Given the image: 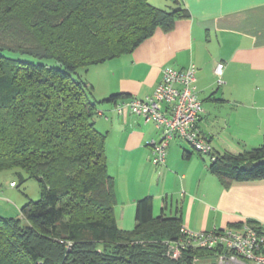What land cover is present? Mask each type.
<instances>
[{"label": "trees", "instance_id": "trees-1", "mask_svg": "<svg viewBox=\"0 0 264 264\" xmlns=\"http://www.w3.org/2000/svg\"><path fill=\"white\" fill-rule=\"evenodd\" d=\"M188 16L148 0H0V170L34 179L40 194L20 217L0 216V264H193L216 256V248H187L168 257L163 240L179 236L181 219L153 216L150 197L136 201L133 229L117 227L106 136L77 75ZM120 97L128 95L106 101ZM215 154L208 168L225 187L264 178V142Z\"/></svg>", "mask_w": 264, "mask_h": 264}, {"label": "crops", "instance_id": "crops-1", "mask_svg": "<svg viewBox=\"0 0 264 264\" xmlns=\"http://www.w3.org/2000/svg\"><path fill=\"white\" fill-rule=\"evenodd\" d=\"M158 8H185L186 18L165 32L157 27L133 51L78 70L97 103L94 126L105 134L107 170L114 180L116 225L133 229L135 204L151 198L153 216H178L194 231L264 228V178L221 184L208 165L178 137L167 148L164 166L152 164L150 140L159 130L141 115L112 110L110 95L144 97L165 66L196 65L203 112L199 132L215 153L239 154L264 142V0H148ZM224 63L223 83L213 68ZM118 99V98H117Z\"/></svg>", "mask_w": 264, "mask_h": 264}, {"label": "built area", "instance_id": "built-area-1", "mask_svg": "<svg viewBox=\"0 0 264 264\" xmlns=\"http://www.w3.org/2000/svg\"><path fill=\"white\" fill-rule=\"evenodd\" d=\"M223 70L224 63L216 62L213 73L218 85L223 83ZM196 72L193 62L180 69L165 66L152 93L141 98L120 97L113 103L112 110L116 113L141 115L159 130V139L149 141L150 160L154 165L164 166L167 148L174 137L187 142L195 152L209 156L210 160L216 157L210 141L197 128L203 106L198 96ZM179 230L176 239L163 240L170 258H179L187 248H216L219 249L214 257L216 264H264V230L248 223L210 231H194L181 224Z\"/></svg>", "mask_w": 264, "mask_h": 264}, {"label": "rangeland", "instance_id": "rangeland-1", "mask_svg": "<svg viewBox=\"0 0 264 264\" xmlns=\"http://www.w3.org/2000/svg\"><path fill=\"white\" fill-rule=\"evenodd\" d=\"M12 57L32 60L30 56L19 53L5 52ZM50 62V61H46ZM17 169L0 170V216L20 217L19 208L28 200H37L40 197L36 181L28 178L24 181L19 179ZM12 182L15 183L12 186ZM215 263V258L196 257L193 264Z\"/></svg>", "mask_w": 264, "mask_h": 264}]
</instances>
